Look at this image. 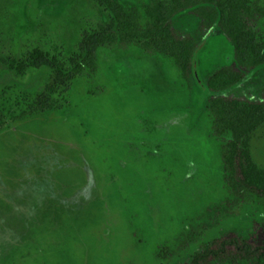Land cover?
Returning <instances> with one entry per match:
<instances>
[{"label":"rangeland","instance_id":"1","mask_svg":"<svg viewBox=\"0 0 264 264\" xmlns=\"http://www.w3.org/2000/svg\"><path fill=\"white\" fill-rule=\"evenodd\" d=\"M119 1L140 12L147 2ZM254 2L264 39V0ZM105 21L95 0H0V55H69ZM171 22L176 35L198 37L184 77L173 58L117 41L96 50L58 106L25 113L47 71L0 66V264H188L222 239L264 243V201L225 184L229 133L215 130L208 107L261 100L264 65L239 68L225 35L203 31L190 10ZM219 66L239 70L240 82L207 89ZM249 149L264 169V125ZM236 251L195 264H242Z\"/></svg>","mask_w":264,"mask_h":264},{"label":"trees","instance_id":"2","mask_svg":"<svg viewBox=\"0 0 264 264\" xmlns=\"http://www.w3.org/2000/svg\"><path fill=\"white\" fill-rule=\"evenodd\" d=\"M106 16L104 24L85 34L77 51L58 57L39 48L27 56L9 58L0 55V66L16 75L27 69H45L47 75L42 88L26 103L25 113L41 112L58 106L65 98L73 80L84 70H92L95 52L117 41H133L173 58L184 77L198 38L176 35L171 17L182 10H190L200 19L203 31L216 26L232 45L233 58L239 68L264 65V39L257 32L255 21L261 10L254 0H147L141 12L119 0H95ZM202 31V32H203ZM241 72L229 66H219L206 78V88L220 91L236 85ZM209 108L217 116V132L226 131L229 139L221 151L225 184L235 196L252 194L264 201V169L250 156V139L256 129L264 125L263 98L259 101L233 97L210 99ZM226 245L236 248L234 256L242 264H264V243L247 242L238 238L222 239L215 249L206 248L195 254L188 264L207 255L218 254Z\"/></svg>","mask_w":264,"mask_h":264}]
</instances>
